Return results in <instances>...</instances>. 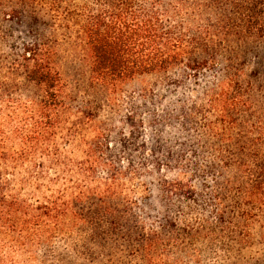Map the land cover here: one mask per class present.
<instances>
[{"label":"trees","instance_id":"1","mask_svg":"<svg viewBox=\"0 0 264 264\" xmlns=\"http://www.w3.org/2000/svg\"><path fill=\"white\" fill-rule=\"evenodd\" d=\"M241 2L250 15L239 22L219 20L214 31L212 25L175 23L181 0L166 7L163 0H97L96 10L84 6L77 14L84 21L78 34L91 79L109 91L178 67L209 69L218 64L222 43H264V0L226 5ZM199 50L206 60L194 57ZM55 55L35 41L11 67L0 69V264H195L193 255L180 258L169 250L162 234L139 227L134 199L119 186L120 171L101 169L108 145L84 128L95 117L69 102ZM238 61H225L226 79L212 102L217 117L212 132L232 143V128L242 131L231 165L221 159L231 173L230 192L242 199L240 233L230 238L228 249L238 248L234 264H264V233L253 243L246 231L248 222L264 223V54L263 79L256 71L254 85L242 83ZM20 71L36 85L37 96L25 98L16 79ZM214 200L212 242L220 243L234 224L232 211L227 215L218 195ZM254 244L262 250L254 251Z\"/></svg>","mask_w":264,"mask_h":264},{"label":"rangeland","instance_id":"2","mask_svg":"<svg viewBox=\"0 0 264 264\" xmlns=\"http://www.w3.org/2000/svg\"><path fill=\"white\" fill-rule=\"evenodd\" d=\"M173 1L163 0L162 4L166 7ZM181 1L182 14L175 23L212 25V31L219 20L239 22L250 15L243 2L234 7L226 5L229 0ZM84 6L99 7L97 0H0V69L11 67L24 47L35 41L51 47L56 70L70 91L69 102L95 117L93 122L85 120L84 128L108 145L101 169L120 171L119 186L126 197L134 199L133 214L139 227L146 233L162 234L169 250L180 258L193 255L195 264L236 263L238 248L232 253L228 243L240 233L237 221L242 199L230 192L226 182L231 173L221 159L225 157L231 165V155L237 149L235 139L242 131L232 128V143L212 132L217 119L212 102L226 79L227 59L242 62L243 84L254 85L263 79L259 76L264 43L248 47L235 40L222 43L219 62L209 69L192 72L178 67L165 74L138 77L108 91L91 79L79 38L84 21L77 14ZM194 57L207 58L200 50ZM258 70L256 80L253 74ZM16 79L25 98L39 94L23 71ZM88 141H92L90 136ZM177 186L181 189L178 192ZM216 195L227 215L232 211L228 217L234 224L222 233L220 243L212 242ZM246 225L256 243L264 233L263 220L257 218ZM257 244L252 249L260 252L262 246Z\"/></svg>","mask_w":264,"mask_h":264}]
</instances>
